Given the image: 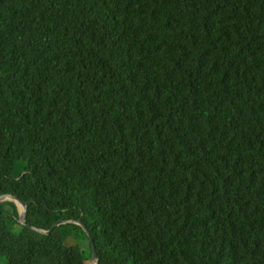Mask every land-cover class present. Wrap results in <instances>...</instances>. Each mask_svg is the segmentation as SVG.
<instances>
[{
	"label": "trees",
	"instance_id": "obj_1",
	"mask_svg": "<svg viewBox=\"0 0 264 264\" xmlns=\"http://www.w3.org/2000/svg\"><path fill=\"white\" fill-rule=\"evenodd\" d=\"M1 195L0 264H264V0H0Z\"/></svg>",
	"mask_w": 264,
	"mask_h": 264
},
{
	"label": "water",
	"instance_id": "obj_2",
	"mask_svg": "<svg viewBox=\"0 0 264 264\" xmlns=\"http://www.w3.org/2000/svg\"><path fill=\"white\" fill-rule=\"evenodd\" d=\"M12 201L16 204L17 208H18V213H19V218H18V222L23 225V226H27L29 227L27 224H26V212H27V204L22 201L21 199L17 198V197H14L12 195H1L0 196V202H3V201ZM68 223H73V224H76L78 225L79 227H81L83 229V231L85 232V234L87 235L88 237V240L91 244V264H98V256H97V253L95 252V249H94V245L92 243V239H91V236L89 234V231L87 230L86 226L84 224H82L81 221H61V222H58L56 224H54L52 226V228H55L61 224H68ZM31 229H33L34 231L38 232V233H41V234H48L49 231H43V230H40V229H37V228H34V227H31Z\"/></svg>",
	"mask_w": 264,
	"mask_h": 264
},
{
	"label": "rangeland",
	"instance_id": "obj_3",
	"mask_svg": "<svg viewBox=\"0 0 264 264\" xmlns=\"http://www.w3.org/2000/svg\"><path fill=\"white\" fill-rule=\"evenodd\" d=\"M16 232L18 233V228L17 227L14 229V232L9 236L8 241H10V240L12 241V239L15 237L13 234L16 233Z\"/></svg>",
	"mask_w": 264,
	"mask_h": 264
}]
</instances>
